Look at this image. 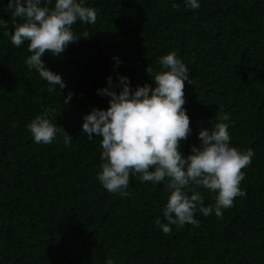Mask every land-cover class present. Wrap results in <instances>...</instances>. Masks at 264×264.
Here are the masks:
<instances>
[{
    "label": "trees",
    "instance_id": "16d2710c",
    "mask_svg": "<svg viewBox=\"0 0 264 264\" xmlns=\"http://www.w3.org/2000/svg\"><path fill=\"white\" fill-rule=\"evenodd\" d=\"M7 4L0 0V18L10 21ZM200 4L86 0L98 9L96 23L78 22L73 31L87 28L90 38L42 57L66 83L52 93L24 63L27 42L17 48L0 29V264H264V0ZM172 51L192 81L184 88L193 129L182 141L184 155L221 113H230L231 146L255 155L242 169L246 196L221 219L197 212L198 226L173 225L164 234L154 223L164 222V185L130 177L127 195L108 193L97 180L101 138L82 134V117L108 107V97L97 94L108 76H127L133 88L151 85L159 58ZM45 108L72 138L69 146L62 135L33 142L26 125ZM197 190L205 205L214 203L215 193Z\"/></svg>",
    "mask_w": 264,
    "mask_h": 264
},
{
    "label": "clouds",
    "instance_id": "9594fccd",
    "mask_svg": "<svg viewBox=\"0 0 264 264\" xmlns=\"http://www.w3.org/2000/svg\"><path fill=\"white\" fill-rule=\"evenodd\" d=\"M184 4L190 10L201 6L200 0H184ZM7 9L11 20L0 18V29L17 48L27 42L30 55L24 63L29 71L38 73L49 93L65 89L62 75L51 71L42 57H58L70 44L89 39L87 28L74 32L73 25L95 24L98 9L87 6L86 0H8ZM9 23L14 28L11 33ZM112 59L116 66L122 63L115 56ZM158 63L160 71L154 75H149L151 67L146 69L151 85L133 88L127 76L117 73L115 82L108 76L106 86L97 89L98 95L108 97V107H93L83 115L82 134L90 141L101 138L97 180L108 193L127 195L130 177L164 185L169 194L161 210L164 222L157 217L154 223L169 234L173 225L198 226L197 212L221 219L235 198L245 197L240 187L245 176L242 169L251 164L255 153L231 146L230 113H221L215 123L198 132L199 144L191 145L190 154L184 155L182 141L193 132L184 107L185 82L192 84L189 69L174 51L161 56ZM73 96L69 91L63 104L68 105ZM51 117L52 111L45 108L26 125L33 142L52 144L62 135L64 145L69 146L72 138ZM199 188L215 193L214 203L205 205Z\"/></svg>",
    "mask_w": 264,
    "mask_h": 264
}]
</instances>
